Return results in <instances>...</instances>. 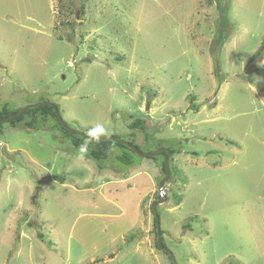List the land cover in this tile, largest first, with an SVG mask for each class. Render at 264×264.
Wrapping results in <instances>:
<instances>
[{
	"label": "rangeland",
	"instance_id": "1",
	"mask_svg": "<svg viewBox=\"0 0 264 264\" xmlns=\"http://www.w3.org/2000/svg\"><path fill=\"white\" fill-rule=\"evenodd\" d=\"M263 35L264 0H0V113L48 101L92 138L173 150L174 258L164 154L114 146L100 169L51 118L0 122V264H264Z\"/></svg>",
	"mask_w": 264,
	"mask_h": 264
},
{
	"label": "trees",
	"instance_id": "2",
	"mask_svg": "<svg viewBox=\"0 0 264 264\" xmlns=\"http://www.w3.org/2000/svg\"><path fill=\"white\" fill-rule=\"evenodd\" d=\"M226 37H227L226 32L224 34L223 31H219L218 33H216L215 38L213 39V42L218 47L219 45L222 44V42L224 41ZM263 53H264V35L260 41L258 49L248 58V60L245 62V66H247L248 64H250L251 62L255 60L259 61ZM213 55H214V51H213ZM54 107H56V105H49V104L44 105V106H39V107H30L24 110L20 115L16 116L13 119H10L8 122L11 123L13 126H15V124L17 123H22V125L25 128L30 129V130H35V129H38L39 127L46 126L47 122L51 118H54L57 123V126L60 129L59 131L63 133L64 139H69L72 142L74 147L76 148L79 147L82 141H88L86 138L82 137L81 135L71 130H68L67 128H64L55 114ZM18 110L19 108L7 109L6 107H3L1 109L0 118H8L9 116L16 113ZM129 127L133 130H136V129L145 130L146 129L145 121L141 118H137L133 120V122H130ZM113 136L118 139H122L120 136H117V135H113ZM88 142H91V141H88ZM92 143H95V146H93L92 149H89L85 154H86V157L93 160L97 164V167L100 169L103 168L101 165V161L107 158L109 149L111 147L119 146V147L129 149L130 151L134 152L132 149H130L126 145L115 142L111 138H106L102 141H93ZM131 143L134 144L133 142ZM171 154H173V150H171ZM119 160H120V157H119ZM121 161H123V163L125 164L134 165V162L130 160L127 153H123V155L121 156ZM162 171L164 175H166L164 161L162 162ZM151 210H152V207H151ZM152 213H153V210H152ZM153 229L156 232L155 216H154ZM161 233L162 231H160V234ZM38 237L41 238V234H38ZM156 239H155V246L159 248L157 245ZM161 244L164 246V243H161Z\"/></svg>",
	"mask_w": 264,
	"mask_h": 264
},
{
	"label": "water",
	"instance_id": "3",
	"mask_svg": "<svg viewBox=\"0 0 264 264\" xmlns=\"http://www.w3.org/2000/svg\"><path fill=\"white\" fill-rule=\"evenodd\" d=\"M54 105L53 103L51 102H43V103H37V104H29L21 109H19L16 113H14L13 115L9 116L8 118H5V119H0V122H7L9 121L10 119H13L15 118L16 116L20 115L24 110L30 108V107H39V106H44V105ZM54 111H55V114L57 116V118L59 119L60 123L62 124V126L64 128H67L68 130H71L79 135H81L82 137L86 138L88 141H102L106 138H111L113 139L115 142H118L120 144H124L126 145L127 147H129L130 149H132L134 152H136L137 154H139L140 156H154L158 153H164V162H165V169H166V175L160 180L159 184H158V190L159 192L161 193L162 190H163V184L164 182L170 177L171 175V169H170V165H169V162H168V157L169 155L171 154V149L168 148V147H160L158 148L157 150L153 151V152H141L137 146H135L134 144L130 143L129 141H126L124 139H118L116 137H114L113 135H104L102 137H99V138H92L88 135H86L84 132L80 131V130H77V129H74V128H70L65 122L64 120L62 119V117L60 116L58 110H57V107H54ZM162 193H161V196L160 198L153 202L152 204V210H153V213H154V216H155V224H156V234H157V245L159 248H161L164 252L168 253L170 255V257L174 260L173 256H172V253L171 251L166 248L165 246H163L161 244V237H160V226H159V216H158V213H157V205L162 202L163 198H162ZM174 264L175 261H174Z\"/></svg>",
	"mask_w": 264,
	"mask_h": 264
},
{
	"label": "clouds",
	"instance_id": "4",
	"mask_svg": "<svg viewBox=\"0 0 264 264\" xmlns=\"http://www.w3.org/2000/svg\"><path fill=\"white\" fill-rule=\"evenodd\" d=\"M97 131L98 130H93L92 132L89 133V135L95 136ZM99 131H102V129H99ZM81 151L83 152L84 150L82 149Z\"/></svg>",
	"mask_w": 264,
	"mask_h": 264
}]
</instances>
